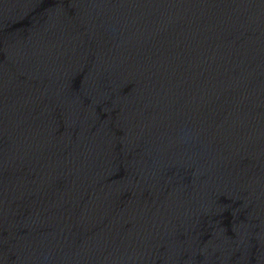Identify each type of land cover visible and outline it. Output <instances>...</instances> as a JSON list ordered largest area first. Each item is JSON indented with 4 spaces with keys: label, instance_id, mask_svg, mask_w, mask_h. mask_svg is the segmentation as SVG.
<instances>
[{
    "label": "water",
    "instance_id": "obj_1",
    "mask_svg": "<svg viewBox=\"0 0 264 264\" xmlns=\"http://www.w3.org/2000/svg\"><path fill=\"white\" fill-rule=\"evenodd\" d=\"M0 264H264V0H0Z\"/></svg>",
    "mask_w": 264,
    "mask_h": 264
}]
</instances>
